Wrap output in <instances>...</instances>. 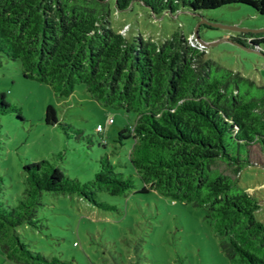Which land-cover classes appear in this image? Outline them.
I'll return each mask as SVG.
<instances>
[{
  "label": "trees",
  "instance_id": "obj_1",
  "mask_svg": "<svg viewBox=\"0 0 264 264\" xmlns=\"http://www.w3.org/2000/svg\"><path fill=\"white\" fill-rule=\"evenodd\" d=\"M135 3L156 15L233 3L264 13V0H0V53L19 61L25 77L48 83L62 97L85 83L98 102L136 114L134 123L119 130L120 142L133 139L131 172L102 156L93 177L83 181L48 159L33 161L24 166L26 187L16 199L5 195L0 174L1 249L20 264H67L33 249L19 231L24 224L39 225L43 194L76 193L111 207L102 193L125 194L136 188L138 175V191L203 207L228 264H264V220L256 215L261 202L238 180L245 164L264 165L252 159L253 149L264 152V84L204 58L194 32L197 44L180 30L159 40L115 31L111 5L123 10ZM242 33L250 38L232 36L235 43L263 52L264 31ZM11 110L21 117L1 92L0 113ZM45 121L73 128L59 121L52 104ZM233 144L244 146L247 157L233 151ZM218 161L235 175L216 166Z\"/></svg>",
  "mask_w": 264,
  "mask_h": 264
},
{
  "label": "rangeland",
  "instance_id": "obj_2",
  "mask_svg": "<svg viewBox=\"0 0 264 264\" xmlns=\"http://www.w3.org/2000/svg\"><path fill=\"white\" fill-rule=\"evenodd\" d=\"M204 18L242 28L264 27V13L242 3L196 13L181 7L175 13L158 15L140 3L123 10L112 4L110 12L112 28L128 37L140 34L159 40L180 30L190 39L198 27L202 40L214 42L202 46L204 58L264 84V43L261 53L241 46L232 36L248 40L250 36L242 33L247 31L198 26ZM1 92L21 112V117L14 110L0 113V174L8 198L16 199L25 189V164L42 159L60 165L70 176L83 181L93 177L102 156H109L118 170L133 171L128 163L133 139L120 142L119 130L135 122V112L103 105L89 94L85 83H78L71 95L62 97L48 83L25 77L20 62L2 53ZM49 104L55 106L59 121L73 128L65 130L61 123H46ZM109 118H113L112 123ZM99 124L102 131L98 130ZM232 150L247 157L244 146L240 149L233 144ZM253 150L252 159L264 161V152ZM216 166L235 175L232 167L222 161ZM238 180L241 187L255 192L260 199L256 215L264 220V165L245 164ZM135 185L122 195L102 193L101 198L111 207L96 206L76 193L45 192L38 210L39 225L24 224L19 231L33 249L58 256L67 264H228L220 236L205 217L203 207L154 190L138 191L143 185L138 175ZM0 264L20 263L7 259L0 245Z\"/></svg>",
  "mask_w": 264,
  "mask_h": 264
},
{
  "label": "water",
  "instance_id": "obj_3",
  "mask_svg": "<svg viewBox=\"0 0 264 264\" xmlns=\"http://www.w3.org/2000/svg\"><path fill=\"white\" fill-rule=\"evenodd\" d=\"M206 24L210 27H222V28H227V29H231V30H237V31H253V32H258V31H264V27H260V28H242L240 26L237 25H230V24H222V23H218V22H213L210 21L208 19H202L199 23L198 26L200 24ZM194 34L196 35V39L199 42V44L203 47H207L209 45H211L214 42H206L204 40H202L198 34V27L194 30ZM231 40V39H229ZM232 41V40H231Z\"/></svg>",
  "mask_w": 264,
  "mask_h": 264
},
{
  "label": "built area",
  "instance_id": "obj_4",
  "mask_svg": "<svg viewBox=\"0 0 264 264\" xmlns=\"http://www.w3.org/2000/svg\"><path fill=\"white\" fill-rule=\"evenodd\" d=\"M190 41L193 43V44H197V42L195 41V39L194 38H190ZM199 44V43H198ZM200 45V44H199ZM201 46V45H200ZM202 47V46H201ZM109 122L110 123H112L113 122V118H109ZM98 129L99 130H102L103 129V127H102V125H98Z\"/></svg>",
  "mask_w": 264,
  "mask_h": 264
}]
</instances>
